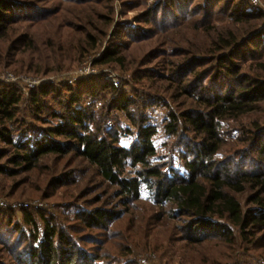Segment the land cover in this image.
I'll list each match as a JSON object with an SVG mask.
<instances>
[{"label":"trees","instance_id":"16d2710c","mask_svg":"<svg viewBox=\"0 0 264 264\" xmlns=\"http://www.w3.org/2000/svg\"><path fill=\"white\" fill-rule=\"evenodd\" d=\"M221 1L158 0L143 14L149 29L128 32L115 24L95 63L116 62L129 70L133 63L121 53L127 41L148 32L166 34L202 12L194 22L204 32L202 46L170 54L174 59L164 61L166 72L152 73V91L142 97L96 77L61 88L44 84L27 100L34 120L47 127L15 135L10 126L19 121L24 98L17 87L0 82V140L12 149L9 163L29 171L47 168L41 162L50 156L68 158L74 166L49 169L47 186L72 185L84 164L106 184L95 201L59 203L62 217L22 208L20 221L13 222L6 214L0 245L15 257L0 264H138L130 257L137 254L135 233L153 252L180 244L189 264H236L243 245L264 250V9L249 0H224L225 9L217 12L224 11L232 26L220 30L210 21ZM39 2L0 0V61L1 43L23 22L54 28L44 34L52 33L47 42L22 32L7 45L9 55L15 41L19 54L10 65L20 63L21 71L33 75L78 62L108 34L113 0H58L47 8ZM54 93L67 94L56 107L47 101ZM180 96L186 99L177 103ZM158 109L161 119L152 121L149 112ZM43 111L52 123L40 119ZM119 112L134 128L120 122ZM161 130L166 149L159 154L155 140ZM228 142L232 146L224 151ZM0 171L10 169L0 165ZM242 194L248 207L238 198ZM144 198L149 205L135 216L136 202ZM131 208L135 217L127 215ZM151 232L153 242L147 239ZM204 244L218 250L190 251Z\"/></svg>","mask_w":264,"mask_h":264},{"label":"rangeland","instance_id":"374dc122","mask_svg":"<svg viewBox=\"0 0 264 264\" xmlns=\"http://www.w3.org/2000/svg\"><path fill=\"white\" fill-rule=\"evenodd\" d=\"M39 1L41 2H39L38 5L46 8L55 6L58 2V0ZM131 1L132 0H113L112 5L114 6V12L112 14L111 26L108 29V34L97 43V46L94 50L90 51L89 53L85 52V55L81 57L78 62L66 64L62 70H59L58 72H49L44 75L25 73L19 69L18 64L20 63H14L10 65L11 59H13L14 56L17 58L19 55L15 50L17 49L15 46V41L13 43L14 52L13 50H10L8 55L6 48L11 39L16 36L17 33L22 32H28L30 34L34 33L37 39H44V41L47 42L48 40L45 38L51 37L50 35L52 33H50L48 37H46L44 34L53 31L54 28L45 22L37 23L33 26H28L29 23L27 22L14 25L15 30H12L9 34L10 40L6 41L5 39L1 43L2 59L0 61V82L17 87L24 98V101L20 106V114H18L19 121L13 123L10 126L12 127V131H15V135H17L16 133H20V131L25 128L31 131L37 128L47 127L42 121L34 120L30 103L27 100L29 94L41 85L51 83L54 86L61 88L62 85L65 84L75 85L81 80L96 77L97 81H100L98 78H102L103 80L114 82L131 97H134V95H139V97H142L141 92L152 91L151 79H154L151 76L152 73H157L159 71L162 72L165 67H169L164 61L171 58L174 59V56H170V54H187L188 52H192L196 46H202V42L205 40V36L203 34L204 32L203 30L194 27L195 20L201 18L202 12H200L199 14L193 15V17L186 19L182 24H180L179 27L167 31L166 34L161 33L154 35L148 32L141 34L140 36H136L135 42L127 41L126 45L121 48V53L125 55L126 62L128 61L133 63L129 70H124L116 62L105 64L95 63L100 59V56L105 50L108 40L110 39L111 30L115 24L120 25L124 31L128 32H134L139 28L142 30H147L151 27L146 23L145 18H143V14L147 11L150 4L156 3L158 0H146V5L130 3ZM194 1L196 4L200 3V0ZM223 1L224 0L219 3L217 2V4L213 6L212 11L214 13L210 21L211 25L220 30L222 28L232 26L231 19L227 17L224 11V14L222 12H217L219 10L225 9L223 7ZM254 4L264 9V0H258V3ZM210 7H212V5ZM98 11L105 15L108 13L107 10L102 8H99ZM96 21L101 23L99 18H96ZM92 31L96 32L94 30ZM12 53H14L13 56H11ZM262 54L263 56L261 59L264 58V52ZM163 72H166V70ZM136 78L139 79L136 80ZM179 93L180 92H175L174 96L176 97L179 95ZM64 95L67 94L62 93L61 97H57L55 93L50 94L47 97L48 105L56 107L58 105V101L64 98ZM165 96L168 97L167 94H165ZM184 99H186L185 96H180V98L177 100V103H182ZM153 111L154 110H151L149 112V115L152 116V121H154V119L155 121L161 119L162 112L160 111L163 110L158 109L155 113ZM45 113L46 112L43 111V113H41L42 116L38 117H40V119H48L47 121L52 123L53 120H50V117L45 115ZM118 116L120 117V122L127 126L130 125L128 119L125 118L121 112L118 113ZM130 127L134 128L131 125ZM165 139L166 137L161 130L155 140L159 154L164 153V149H166L164 145L162 146V143L165 142ZM229 142L225 146L224 151L232 146V143ZM176 145H178V142ZM11 150L12 149L8 145L0 140V165L4 166L5 168L7 166V169H10V171H0V235H4V238H6V214L9 213L12 215L13 222L20 221L22 217L20 210L22 208L28 209L34 213L36 210H42L47 214L60 217L61 211H63V209L61 206H59V203L72 202L74 199L75 201L81 203H84L85 201H95V198L102 194L104 188L106 187L105 182H102L98 176L93 174L92 171L88 170L86 164L79 166L82 169L81 172L78 170L75 171L77 173V176L75 177L77 181L75 180L72 185L67 187L64 186L65 188H54L52 186L49 187V185L47 186L48 180L51 176V174L49 175V169H53L55 166H58L57 171H60L61 169L67 170L74 166V164H69L72 162V160H67V158L62 161L58 160L57 156H50L41 162V165H47V168L41 166L34 170L22 171L21 168L17 166V164H12L7 161V158L13 153ZM112 188L113 187L109 189ZM238 198L244 207L249 206V204L246 202L247 198L245 194L239 195ZM136 203L139 206V212L134 211L133 213L135 216L140 214L141 211H144V208H147L149 205V200L144 198L138 200ZM95 204L97 203L95 202ZM6 209H10V211H6ZM132 211L133 210L131 208L130 211L127 212V215L135 217L134 215L130 214ZM139 222V219L134 221V231L136 225ZM152 234L153 233L151 232L147 239L153 242L154 237ZM8 235H11V232H9ZM133 235L134 244H132V247L135 246L134 248L137 254H133L130 257L136 260L138 264H189L182 255L180 244L177 243L174 246H168V244H165L167 248L164 249V251L161 250L158 252H153L152 247H149L148 244L146 247L143 244L144 241H141L140 237L137 236L136 233ZM118 241L119 240H116L117 245L120 243ZM7 243L9 244V242ZM4 246L6 248V244L0 245V262L2 263H6V261L10 262L11 260L9 259H14L15 257L12 255V253L9 254L8 250L5 249ZM243 247L244 245L242 247L238 246L239 249L237 250L236 254L238 262L236 264H264V257L261 253L264 250L262 248L252 250L251 248L244 249ZM217 250V245L214 246L213 244L211 247H209L208 244H204L198 246L194 250L191 249L190 251H197L198 253L209 252L211 254Z\"/></svg>","mask_w":264,"mask_h":264},{"label":"built area","instance_id":"2783aa9c","mask_svg":"<svg viewBox=\"0 0 264 264\" xmlns=\"http://www.w3.org/2000/svg\"><path fill=\"white\" fill-rule=\"evenodd\" d=\"M249 1H251V2H253V3H258V0H249ZM264 8V7H263Z\"/></svg>","mask_w":264,"mask_h":264}]
</instances>
